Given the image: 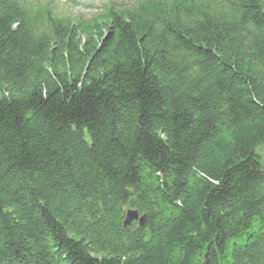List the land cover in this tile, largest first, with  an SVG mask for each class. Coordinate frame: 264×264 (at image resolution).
<instances>
[{
  "label": "trees",
  "instance_id": "1",
  "mask_svg": "<svg viewBox=\"0 0 264 264\" xmlns=\"http://www.w3.org/2000/svg\"><path fill=\"white\" fill-rule=\"evenodd\" d=\"M92 1L0 0V264H264V0Z\"/></svg>",
  "mask_w": 264,
  "mask_h": 264
},
{
  "label": "water",
  "instance_id": "2",
  "mask_svg": "<svg viewBox=\"0 0 264 264\" xmlns=\"http://www.w3.org/2000/svg\"><path fill=\"white\" fill-rule=\"evenodd\" d=\"M132 221H137L141 226L144 221V215H139L136 209H127L125 212V218L123 220V225L127 226L131 224ZM206 264V263H205Z\"/></svg>",
  "mask_w": 264,
  "mask_h": 264
},
{
  "label": "rangeland",
  "instance_id": "3",
  "mask_svg": "<svg viewBox=\"0 0 264 264\" xmlns=\"http://www.w3.org/2000/svg\"><path fill=\"white\" fill-rule=\"evenodd\" d=\"M82 1H84V0H82ZM59 10L60 11H62L63 12V6H59ZM75 12H74V14L76 15L77 14V12H81V13H84V8H83V6H81L80 4L79 5H75L74 6V9H73ZM262 156H263V159H264V152H262ZM133 222V221H132Z\"/></svg>",
  "mask_w": 264,
  "mask_h": 264
}]
</instances>
